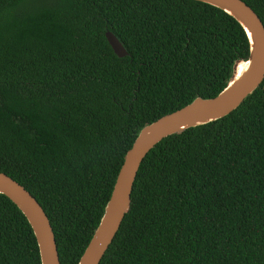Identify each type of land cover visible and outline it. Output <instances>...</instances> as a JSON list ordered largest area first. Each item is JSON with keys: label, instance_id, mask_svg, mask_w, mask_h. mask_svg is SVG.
Returning a JSON list of instances; mask_svg holds the SVG:
<instances>
[{"label": "trees", "instance_id": "16d2710c", "mask_svg": "<svg viewBox=\"0 0 264 264\" xmlns=\"http://www.w3.org/2000/svg\"><path fill=\"white\" fill-rule=\"evenodd\" d=\"M243 1L264 23V0ZM249 56L243 27L199 1L0 0V171L42 205L62 264H79L140 132L216 98ZM0 264H42L2 194ZM101 264H264V82L147 155Z\"/></svg>", "mask_w": 264, "mask_h": 264}, {"label": "water", "instance_id": "95a60500", "mask_svg": "<svg viewBox=\"0 0 264 264\" xmlns=\"http://www.w3.org/2000/svg\"><path fill=\"white\" fill-rule=\"evenodd\" d=\"M214 6L232 16L245 30L250 56L237 61L233 76L216 98H197L186 107L146 126L128 152L101 223L79 264H101L125 219L134 185L147 155L165 138L185 130L225 118L237 110L264 82V23L243 0H194ZM106 38L119 58L128 56L126 48L111 31ZM245 70L240 72L241 65ZM0 194L9 198L24 214L36 236L42 264H62L51 221L38 200L17 181L0 171Z\"/></svg>", "mask_w": 264, "mask_h": 264}, {"label": "bare ground", "instance_id": "6f19581e", "mask_svg": "<svg viewBox=\"0 0 264 264\" xmlns=\"http://www.w3.org/2000/svg\"><path fill=\"white\" fill-rule=\"evenodd\" d=\"M239 70H240V72H242L243 70H245V65L242 64Z\"/></svg>", "mask_w": 264, "mask_h": 264}]
</instances>
